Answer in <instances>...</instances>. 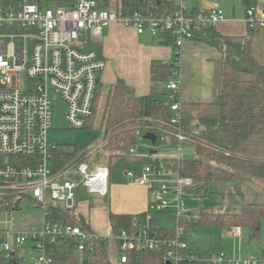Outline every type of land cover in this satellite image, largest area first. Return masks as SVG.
Wrapping results in <instances>:
<instances>
[{
	"label": "built area",
	"instance_id": "1",
	"mask_svg": "<svg viewBox=\"0 0 264 264\" xmlns=\"http://www.w3.org/2000/svg\"><path fill=\"white\" fill-rule=\"evenodd\" d=\"M165 1L175 3V14L122 15L102 7L101 0H0V193L15 194L13 207L0 211V264H54L51 246L60 239L72 238L77 250L83 252L87 248L93 250L90 243L100 238L81 227L52 220L49 204H60L67 212H76L82 186L90 195L106 198L110 168L83 162L60 172L56 164L60 146L51 142L48 134L54 129L56 95L67 106L69 127L89 128L100 87L98 76L107 67L98 45L111 25L133 28L139 35L149 32L155 39L174 42L179 68L172 71L167 81L166 101L173 112L172 124L179 123L183 45L202 30L226 22V14L221 8L189 11L186 0ZM259 14L258 6L246 11L245 23L250 30L264 28V13L262 17ZM173 136L177 141L176 159L180 161L187 138L182 133ZM166 137L171 138L166 135L157 142L165 141ZM96 149L87 150L90 153ZM130 153L134 154L135 149ZM127 176L130 185L147 187L149 214L173 213L174 231L171 236L164 235L136 221L131 232L111 234V240L118 246L120 264L128 261L129 252L147 251L163 252L170 264H182L186 260L264 264V250L246 258H234L226 253L186 255L190 250L185 239L186 225L198 220V216L183 210L185 197L192 196L193 180L182 178L164 164L145 165L140 177L132 172ZM25 200L32 207L42 209L38 229L21 227L14 215L23 211ZM227 231L241 238L243 228L234 226ZM27 244H32V249L25 251L23 247ZM34 251L38 252L37 257H31Z\"/></svg>",
	"mask_w": 264,
	"mask_h": 264
},
{
	"label": "trees",
	"instance_id": "2",
	"mask_svg": "<svg viewBox=\"0 0 264 264\" xmlns=\"http://www.w3.org/2000/svg\"><path fill=\"white\" fill-rule=\"evenodd\" d=\"M241 1L246 10L257 6L258 2ZM101 3L106 9L113 6V11L122 15L140 12L165 16L177 12L175 3L165 0H101ZM259 31L260 29H249L250 36H257ZM195 39L223 50L218 73L217 99L208 104L182 102L179 123L172 124L173 112L167 104L166 94L158 91L155 84L167 83L172 71L179 68L176 66L177 54L169 63L152 65V87L149 95L138 96L134 88L123 79L107 88L100 85L94 116L89 126V129L93 128L100 118L103 141L95 156L102 158L109 167L115 158L130 154V151L139 144L148 143L140 137L141 133H152L158 138L171 136L174 146L177 141L173 135L182 133L187 138L186 142H191L196 147L195 158L164 162V165L182 178L193 180L192 195L202 197L228 191L231 195L243 196V183L254 178L264 180V158H254L250 154L259 142L264 144V65L247 47L245 43L247 38L223 36L217 31L216 26L197 33ZM164 43L174 48L171 39ZM100 47L98 45L101 50ZM105 93H107L105 104L100 114L101 100ZM88 155L89 151L79 146L60 149L56 158L57 169L63 172L79 163L89 162ZM143 163L159 164L158 161L154 163L152 156L143 160ZM14 197L15 194L10 192L0 193V211L7 207L12 208ZM92 198L86 188L83 186L79 188L77 203L81 201L93 203ZM49 210L52 220L93 232L85 219L75 212H67L62 205L49 204ZM109 219L113 235L123 230L131 232L136 221L139 225H149L164 235L171 236L174 231V221L173 226L169 228L160 227L158 221L148 212L139 216L110 213ZM263 222L264 204H248L237 213H202L198 215L195 223L186 226L187 232L191 226H216L221 231L240 226L249 229L253 236H257ZM90 244L93 250L87 248L80 252L72 238L60 239L51 246L54 264H112L102 237ZM192 253L198 252L189 250L186 255L190 256ZM163 254L160 251L129 252L125 264H167ZM189 263L186 260L182 264Z\"/></svg>",
	"mask_w": 264,
	"mask_h": 264
},
{
	"label": "rangeland",
	"instance_id": "3",
	"mask_svg": "<svg viewBox=\"0 0 264 264\" xmlns=\"http://www.w3.org/2000/svg\"><path fill=\"white\" fill-rule=\"evenodd\" d=\"M115 2V1H114ZM112 5V4H111ZM111 10L113 6H111ZM218 26V25H217ZM107 33V32H106ZM145 38L152 39L149 32L145 33ZM245 42L247 47L252 51L256 59L264 63V38L259 37L256 39L247 38ZM186 44V43H185ZM210 55L213 52L210 50ZM197 54V53H195ZM209 55V54H208ZM213 56V55H212ZM216 56V55H215ZM184 59V58H183ZM180 60L181 64L184 65V60ZM107 62V60H106ZM108 63V62H107ZM211 61H207L206 55L197 54L188 59L186 64V70L191 71L192 75L197 73L196 80L198 81L195 84L188 83L187 90L191 93L188 97L192 98V92L200 90L203 93V96L206 94L212 95L210 86V79L214 76V64ZM189 71V72H190ZM219 70H216V78L213 84H218V73ZM99 84L102 83L106 88L108 87L107 82L102 78V73L98 76ZM152 87V86H151ZM155 87L158 91L164 92L167 94V83L165 84H155ZM216 87H213V90ZM210 93V94H209ZM199 94V93H198ZM196 94V95H198ZM107 93L103 95L101 100L100 114L105 104V97ZM202 96V97H203ZM217 99V98H215ZM190 104V103H188ZM187 104V107H188ZM189 108V107H188ZM201 110V109H200ZM54 129L49 132V138L51 142L60 146V149L70 148L72 146H79L83 149L97 148L100 149V146L103 141V131L100 128V118L98 119L97 124L90 129H71L67 123L66 112L67 106L61 96H54ZM146 134L141 133L140 137L144 138ZM171 139L169 137L165 138V141L161 139L157 142V148L159 155L165 154L167 156L174 154L175 157L178 156V151L175 148H171ZM256 140V139H254ZM257 140H262L257 138ZM252 148V147H251ZM145 147L141 144L137 145L135 148L136 156H143L145 152ZM182 159L183 160H192L196 156V147L191 142H185L182 145ZM96 151H91L88 155L89 162H101L100 164L106 165L107 162H104L102 158H97ZM95 152V153H94ZM148 154V153H147ZM252 157L262 159L264 158V144L259 142L255 145L250 152ZM146 155V154H145ZM130 157H122L118 161H114L112 164L113 177L117 171H124L126 168H131L133 164L137 163V160L134 156L129 155ZM153 160H155L153 158ZM157 161V159H156ZM164 158H160L158 161L160 165L164 164ZM177 159L173 158L172 162H176ZM138 164V163H137ZM174 187L171 184V188ZM243 196L231 195L228 191H224L222 194H209L202 197L189 196L185 197L183 210L186 213H190L191 216H198L202 213H237L239 212L244 205L248 204H264V180L259 178H254L251 181H247L242 185ZM120 193L115 190L113 194L114 199L119 200ZM96 200L95 207H90L87 204L83 203L81 206L86 207L87 211L83 209V214H89L91 223L94 228L102 226L103 229L99 228L100 234L104 236L103 240L108 249L109 257L112 264H120L119 261V252L118 246L115 242L111 240L107 232L109 229V222L107 221L108 215V205L104 200H101L99 196H93ZM174 198V196H172ZM121 201V200H119ZM23 211L16 212L14 215L18 219V223L21 227H26L30 229L40 228V220L42 217V209L34 208L31 205L30 201H22ZM153 217L160 221V226L163 228H169L173 225L174 215L172 212L167 213H157L153 214ZM188 247L193 252L198 253H209V254H219L226 253L234 258H246L248 256L257 255L264 250V222L260 228V231L257 236H253L249 229L244 228L242 237H234L228 231H221L220 228L216 226L209 225H200L199 227L191 226L188 229V232L185 236ZM25 251L32 249V244H27L23 247ZM38 252L34 251L31 254V257H37Z\"/></svg>",
	"mask_w": 264,
	"mask_h": 264
},
{
	"label": "crops",
	"instance_id": "4",
	"mask_svg": "<svg viewBox=\"0 0 264 264\" xmlns=\"http://www.w3.org/2000/svg\"><path fill=\"white\" fill-rule=\"evenodd\" d=\"M186 4L189 11L192 12L202 10L209 11L215 8L223 9L226 14V22L216 26L217 31L223 36H229L233 38L251 37L249 33V28L245 23L247 10L241 0H186ZM257 6L259 8V16L262 17L261 15H263L264 13V0H258ZM144 35H139L133 28H125L118 24H113L104 31L103 38L101 39L99 45L101 46V54L108 62L106 69L102 72V78L107 82L108 86L116 84L119 79H123L129 86L134 88L138 96H145L151 93L152 65L154 63L171 62L175 57V51L171 45L165 44L163 40L155 39L152 36V39L145 38ZM259 37L264 38V28L260 29L259 34L257 36L251 38L256 39ZM210 50L213 52V56L210 55ZM195 53L206 55L207 61L213 62L214 65H212L216 70H219L221 58L223 57L222 49L212 47L197 39L189 41L183 45L181 54L182 59L184 58V65H182L181 67L182 102L184 104L212 103L216 100L215 98H217L218 92L216 84H213L216 78V70L214 72V76L211 77L209 82L210 86H212V90L210 92L212 93V95L206 94V96H203V93L200 92V90H196V92H192V98L188 97L191 94L189 90H187L188 83L195 84L198 82L196 80L197 73L195 72V74L192 75L191 71L193 70L190 71L189 69L190 72L186 70V64L188 59L190 58V56L192 57L193 54L197 55ZM259 62L264 65L263 62ZM218 73L217 76H219ZM99 85L104 86L102 83H100ZM213 87L216 88L213 90ZM170 143L171 148H174L172 141ZM141 145H143L146 149L145 151H147L144 153L143 156H136V153H130L128 155L115 158L109 166V195L106 198L99 197L101 198V200H104V202H106V204L109 206L107 215V221L109 222V229L107 234L109 237L112 234L109 219L110 213L119 215L139 216L143 213H146L149 208L150 194L147 187L145 185H130L129 183L131 179L127 176V173L132 172L135 174V176L140 177L143 172V167L145 166L143 160L151 156L155 159L153 161H156V159L157 161H159L160 158H164L163 162H172V159L176 158L174 154L169 156L165 154L159 155L158 148L156 146L153 147L151 142L143 143ZM153 150H156L157 153L151 154ZM129 155L134 156L138 164L135 163L130 166V169L126 168L124 171H117V173H115L113 177V162L116 160L118 161V159L122 157H130ZM92 163L96 164L95 162ZM115 190L120 193L119 200L121 201L117 199H114L113 201V194ZM92 199L93 203L90 201L78 202L77 210L75 213L76 215L85 219L86 223L90 226L92 231L103 239L104 236L99 233V228L103 229V227L100 225L94 228L91 223L90 216H88L89 214H83V209L87 211L86 207L81 206L83 203H88V206L95 207L96 200L94 197ZM86 213H88V211ZM157 221L160 224V221Z\"/></svg>",
	"mask_w": 264,
	"mask_h": 264
},
{
	"label": "water",
	"instance_id": "5",
	"mask_svg": "<svg viewBox=\"0 0 264 264\" xmlns=\"http://www.w3.org/2000/svg\"><path fill=\"white\" fill-rule=\"evenodd\" d=\"M157 139L158 137L152 133H147L145 136H144V140L148 141V142H151L152 146L155 147L156 144H157ZM157 151L156 150H153L151 154H156ZM167 264H170V263H167Z\"/></svg>",
	"mask_w": 264,
	"mask_h": 264
}]
</instances>
